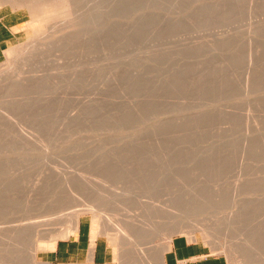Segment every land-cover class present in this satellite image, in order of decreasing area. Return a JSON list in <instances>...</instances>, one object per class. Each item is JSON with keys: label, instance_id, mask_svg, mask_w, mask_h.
I'll use <instances>...</instances> for the list:
<instances>
[{"label": "rangeland", "instance_id": "obj_1", "mask_svg": "<svg viewBox=\"0 0 264 264\" xmlns=\"http://www.w3.org/2000/svg\"><path fill=\"white\" fill-rule=\"evenodd\" d=\"M67 1L75 5L65 0L68 8L57 9L67 16L64 12L75 6L70 21L62 16L50 28L38 22L40 31L33 20L39 8L0 0V7L27 16L0 64V227L47 208L62 215L83 207L73 201L102 200V211H96L109 228L101 234L113 252L109 264H124L111 237L117 233L116 219L126 214L142 219L147 202L169 204L177 224L203 221L194 233L185 228L172 239L202 240L230 264H264V0ZM47 8L57 13L55 6L42 7ZM53 24L62 29H56L60 43L32 52L41 37L37 32L48 33L43 42L58 39L50 38ZM154 29L159 33L151 37ZM22 50L28 67L20 63ZM52 65L65 74L56 95L35 77ZM129 65L139 70L133 83L126 73ZM43 96L46 102L40 101ZM34 183L45 190L37 187L39 193L31 192L35 198L28 193ZM28 207L34 208L31 214ZM82 217L93 226V212ZM161 232L152 245L166 240V230ZM11 242L0 237V264L17 261ZM45 252H39L42 263H48ZM22 263L29 264L26 257Z\"/></svg>", "mask_w": 264, "mask_h": 264}, {"label": "bare ground", "instance_id": "obj_2", "mask_svg": "<svg viewBox=\"0 0 264 264\" xmlns=\"http://www.w3.org/2000/svg\"><path fill=\"white\" fill-rule=\"evenodd\" d=\"M7 1H12V2H15V1H19V2H21L22 4H25L27 7L29 6V5H35L36 6V8L38 9L39 8V11H40V13H42V15H40V13H39V11H37L38 13H39V15L37 14V12H35L37 9L36 8H34L35 10H33L32 8V11L31 12H35L36 13V16L38 17H36L35 16V13H34V15H33V20L35 19V24L36 23H42V22H44V23H46L47 24V28H50V26L52 25V23L53 22H57L59 19H61V18H64L65 17V21H66V18H68V16L69 17H71V16H73V14H74V12H76V11H74V9H75V6H74V8L73 9H71V13L69 14V9H68V13H67V10L64 12L67 16H64L61 12H60V14L58 13V9H57V7L58 8H60V10H61V5H63V7H66V6H64V3H65V0H7ZM104 1V0H103ZM109 1V0H108ZM114 1H117V0H114ZM3 2V1H2ZM64 2V3H63ZM66 2H69V4H71L72 6H73V4H74V2L73 1H67L66 0ZM110 2H111V0H110ZM63 3V4H62ZM102 3V2H101ZM104 3V2H103ZM68 4V5H69ZM111 4H112V2H111ZM113 4H115V2L113 3ZM112 4V5H113ZM51 6V8L52 7H56V9L54 10V11H56L57 13H53V12H50L51 14H49L48 12H49V10H48V8H47V12H45V10H46V8H45V10H43L42 9V7H48V6ZM71 5H69L70 7H71ZM75 5V4H74ZM78 5V4H77ZM100 5V4H99ZM79 6V5H78ZM101 6V5H100ZM105 6V5H104ZM30 8V7H29ZM68 8V6L66 7V9ZM72 8V7H71ZM40 9H42V10H40ZM64 10H65V8H64ZM76 10H77V8H76ZM100 10H101V7H100ZM52 11H53V9H52ZM73 11V12H72ZM102 12H103V10H101ZM99 12V11H98ZM53 13V14H52ZM55 14V15H54ZM77 14H78V12H77ZM103 15V14H102ZM101 15V16H102ZM34 16H35V18H34ZM62 16H64V17H62ZM99 16H100V14H99ZM84 17V16H83ZM81 18H82V16H81ZM85 18V17H84ZM87 18V17H86ZM85 18V19H86ZM99 18V17H98ZM68 20H69V18H68ZM67 20V21H68ZM75 20H76V16H75ZM78 20V19H77ZM83 19H81V21H82ZM60 21V20H59ZM58 21V22H59ZM65 21H63V22H65ZM70 21V20H69ZM73 22H74V20H72ZM86 21H87V19H86ZM85 21V22H86ZM62 22V21H61ZM60 22V23H61ZM77 22V21H76ZM33 23V22H32ZM39 23H38V27L39 28H37L38 30H40V28H41V30H42V24H44V23H42L41 25H39ZM70 23V22H69ZM75 23V22H74ZM45 24V25H46ZM49 24H51V25H49ZM59 24V23H58ZM58 24H56V25H58ZM71 24V23H70ZM77 24H78V22H77ZM54 26H53V29H55L53 32H50L49 31V33H51L52 34V36L50 37L51 39L54 37V36H56V37H58V39H56V40H53L52 39V41H50V42H48V41H45V42H43L44 40V38H46L47 36H49V35H47L48 33H46V36L42 33V32H44L45 33V31H42V32H39V34H38V32H37V36H41L40 37V39L36 42L35 41V44L34 45H32V49L34 50V51H32V52H35L36 51V53H39L40 54V52H42L43 50H44V47H45V50L47 49H53L54 47H56V44H59L60 42V36H57V35H59L58 33V31H56V29H57V27L58 26H55V24H53ZM61 25H63V24H61ZM65 25V24H64ZM68 25V24H67ZM82 25H83V22H82ZM36 26V25H35ZM60 26V25H59ZM66 26V25H65ZM65 26H63V28H65ZM68 26H70V27H72V25H68ZM73 26H75V25H73ZM44 27V26H43ZM76 27H78V26H76ZM73 28V27H72ZM71 28V29H72ZM112 28V27H111ZM52 29V28H51ZM52 29V30H53ZM60 29V31L62 30L61 29V27L60 28H58L57 30H59ZM66 29V28H65ZM64 29V30H65ZM40 30V31H41ZM44 30V29H43ZM112 30H113V28H112ZM155 30L156 29H154V31H150L149 33H150V36L151 37H153V35H152V33L154 32L155 34H154V37H156L157 36V34L159 33L158 32V30H156L157 31V33L155 32ZM71 31V30H70ZM69 31V33H71V32H73V31H71L70 32ZM77 31V28L75 29V32ZM66 32V31H65ZM65 32H64V34H65ZM74 32V33H75ZM77 32H79V30L77 31ZM81 33L82 32H84L83 30H81L80 31ZM67 33H68V31H67ZM67 33H66V35H67ZM131 33V32H130ZM149 33L147 34V35H149ZM57 34V35H56ZM61 34V33H60ZM76 34V33H75ZM114 34H115V32H114ZM44 37H43V36ZM73 35V34H72ZM78 35V34H77ZM149 36V37H150ZM55 37V38H56ZM62 37H64V36H62ZM66 37V36H65ZM75 37H77V36H75ZM72 39V36H70L68 39ZM63 39H66V38H63ZM63 39H62V42H63ZM73 39H74V36H73ZM43 40V41H42ZM75 40V39H74ZM43 42V43H42ZM46 42H48V43H46ZM71 42V41H70ZM34 43V42H33ZM67 43L70 45V43L67 41ZM66 43V44H67ZM72 44H74V42L72 43ZM29 45H31V44H29ZM28 45V46H29ZM68 45V46H69ZM27 47V46H26ZM46 47H48V48H46ZM28 49H29V47H28ZM30 50V49H29ZM44 50V51H45ZM19 51V50H18ZM31 51V50H30ZM49 51V50H48ZM31 52V53H32ZM47 52V51H46ZM35 53V54H36ZM13 54V53H12ZM20 54H21V52H20ZM22 54H23V57L22 58H20V56H15V57H18V58H20L21 60H20V63L22 62V64H23V67L25 66H27V64H28V59H29V57H28V59H27V57H26V54H24L23 53V50H22ZM21 54V55H22ZM17 55V54H16ZM19 55V54H18ZM27 55H28V53H27ZM42 55V54H41ZM33 56V55H32ZM14 57V58H15ZM40 57V56H39ZM11 59H13L12 57H10ZM32 58V57H31ZM41 58V57H40ZM10 59V60H11ZM17 59V58H16ZM15 59V60H16ZM32 59H34V57L32 58ZM14 60V59H13ZM14 60V61H15ZM27 60V61H26ZM12 61V60H11ZM13 62V61H12ZM27 62V63H26ZM16 63V62H15ZM14 63V64H15ZM8 64H9V62H8ZM13 64V65H14ZM129 64H131V62L129 63ZM135 65L137 64V61H135V63H134ZM251 64V63H250ZM18 65H20L21 66V64H18ZM55 66V67H54ZM22 67V68H23ZM28 67V66H27ZM129 67H131V65H129L128 66V71L126 72L127 74H128V77L130 76L129 75V71H130V73H131V76H130V79H131V81H132V83H133V80H136L137 78L136 77H138V76H136L135 74L137 73L138 74V72L137 71H139L138 70V67H133L134 69H132V68H129ZM10 68H11V66H10ZM59 67L58 66H56V65H52V68L50 67V68H48V70H47V73H45V74H43L42 76L40 75L39 77H38V75H36L35 77H37L36 78V80H37V82H38V84L40 85V87H45V86H48L50 89L52 88V90H49L50 92L48 93L49 95H56L57 94V89H59V87H60V85H61V83H62V80H61V78H62V75H65V74H63V72H61L59 69H58ZM25 69V68H24ZM131 69H132V71H131ZM10 70V69H9ZM4 71V70H3ZM8 71V70H7ZM11 71V70H10ZM13 71V70H12ZM21 71H23V70H21ZM9 72V71H8ZM10 73V72H9ZM15 73H17L16 71H15ZM19 73V72H18ZM43 73V72H42ZM41 74V73H40ZM126 74V75H127ZM18 75V74H17ZM23 75H24V73H23ZM22 75V76H23ZM13 76V75H12ZM19 77H17V79L18 78H20L21 76H20V74L18 75ZM24 77V76H23ZM14 78V77H13ZM30 78V77H29ZM9 79V78H8ZM15 79V78H14ZM21 79H23V78H21ZM25 79V78H24ZM27 79H28V77H27ZM33 79V77L31 78V80ZM127 79H129V78H127ZM10 80V79H9ZM11 81H13V79L11 80ZM28 81V80H27ZM35 81V80H34ZM10 82V81H9ZM14 82V81H13ZM17 82V83H16ZM25 82H26V80H25ZM15 83L16 84H14V85H22V81H15ZM29 83H30V80H29ZM32 83V82H31ZM135 83V82H134ZM11 84V88H13V83H10ZM32 85V84H31ZM35 85H36V83H35ZM110 86V85H109ZM133 86V85H132ZM2 87V86H1ZM16 87V86H15ZM22 87V86H21ZM110 87H113V86H110ZM127 87V86H126ZM21 89V88H20ZM38 89V88H37ZM127 89V88H126ZM134 89V88H133ZM4 90V89H3ZM106 90V89H105ZM107 90H109V89H107ZM132 90V89H131ZM131 90H130V92H131ZM17 91L18 92V90L15 88L14 90H13V93H15V92ZM112 91V90H111ZM110 90H109V92H111ZM11 94H12V91H11ZM18 94V93H17ZM22 94H25V93H22ZM19 95V94H18ZM21 95V94H20ZM48 95V96H49ZM5 96V95H4ZM15 96H16V94H15ZM48 96H43V98H41V102L42 101H47L48 100ZM14 97V96H13ZM52 97V96H51ZM16 97H14V99H15ZM10 98H8V100H6L5 99V102H7V101H9V103L7 102V104L6 105H10V103H11V101L12 100H9ZM149 100H151V99H149ZM152 100H154V98L152 99ZM155 100H157V99H155ZM158 101V100H157ZM13 103H14V100H13ZM119 103V102H118ZM4 104V103H3ZM12 104V103H11ZM121 104V103H120ZM25 107V106H24ZM1 110V109H0ZM159 117H160V115H159ZM161 120H162V118H160ZM165 119V118H164ZM7 120V119H6ZM151 121H152V119H150ZM161 120H158L157 119V122H160ZM167 120V119H166ZM9 123H11V118L9 119V120H7ZM149 121V120H148ZM6 122V121H5ZM8 123V124H9ZM154 123V122H153ZM165 123V122H164ZM178 123V122H177ZM151 124V123H150ZM153 125V124H152ZM155 125V124H154ZM18 135V134H17ZM20 135V134H19ZM52 136V135H51ZM23 136L21 135V138H22ZM19 138V137H18ZM20 138V139H21ZM47 149H50V148H46V150ZM48 151V150H47ZM28 153V152H27ZM19 165V167H20V164H18ZM18 165L16 166L17 167V169L19 168L18 167ZM25 168V167H24ZM57 170V169H56ZM53 171V170H52ZM58 171V170H57ZM42 172V171H41ZM56 173V172H55ZM65 173V172H64ZM52 174H54V173H52ZM19 175V174H18ZM42 175V174H41ZM56 175V174H55ZM68 175V174H67ZM73 175V174H72ZM58 176H56L55 177V179L57 178ZM73 177H74V175L73 176H71V178L73 179ZM62 179H64V181H65V179H67V176L66 177H64L63 178V176L61 177ZM60 178V179H61ZM68 178H69V180L71 181V178H70V175L68 176ZM20 179V178H19ZM36 179V178H35ZM37 179H39L38 177H37ZM74 179H75V177H74ZM73 179V180H74ZM72 180V181H73ZM37 181H40L41 182V180L39 179V180H37ZM36 181V182H37ZM68 181V179L66 180V182ZM71 181V182H72ZM60 182H61V184H62V181L60 180ZM69 182V181H68ZM30 183H31V181H30ZM39 183V182H38ZM38 183H34V185L32 186V185H30L32 188H31V190L29 189V191L30 192H28V193H30L29 194V196L32 194L33 196H34V198H35V195L33 194L34 193V191H36V192H38V191H40V190H43V189H41V187H39V185H37ZM32 184H33V181H32ZM60 184V185H61ZM72 184H73V182H72ZM71 184V185H72ZM74 185V184H73ZM63 186V185H62ZM40 189V190H38V188ZM65 187H67V186H65ZM75 187L76 186H74V188H73V186H71L70 188H73V190L75 189ZM44 188V187H43ZM68 188H69V184H68ZM70 188H69V190H70ZM44 189H46V188H44ZM62 190H64V187H63V189ZM66 190H68L67 188H65V191ZM76 190V189H75ZM74 190V191H75ZM43 191H45V190H43ZM73 191V192H74ZM77 191V190H76ZM31 192H33V193H31ZM60 192V194L61 193H64V192H61V191H59ZM58 192V193H59ZM72 192V193H73ZM39 193V192H38ZM76 193V192H75ZM64 194H67V193H64ZM31 195V196H32ZM70 195H71V193H70ZM104 195H106L105 193H104ZM103 195V199H104V196ZM28 196V197H29ZM76 196V195H75ZM4 197V196H3ZM6 197V196H5ZM27 197V198H28ZM68 197H71V196H69L68 195ZM74 197V196H73ZM0 198H2V197H0ZM67 198V197H66ZM72 198V197H71ZM75 198V197H74ZM107 197H105V199H106ZM168 198V197H167ZM175 198H177V197H175ZM32 199H33V197H32ZM171 199V198H170ZM173 199V198H172ZM179 199H180V197H179ZM3 201H4V199H2ZM75 200V199H74ZM77 200V199H76ZM160 200V199H159ZM107 201V199L105 200V202ZM165 201V200H164ZM1 202V201H0ZM28 202V201H27ZM74 202V207H81V206H83L82 208H77V209H75L74 208V210H72L70 213H68V214H62V215H57L56 214V212H54L53 210H48V208H47V211H44L45 213H43V214H41V215H31V216H24V218H21L20 220H15V221H12L11 222V224L9 225V226H4V227H0V237H5V238H8L9 240H11L12 242H11V244L13 245V248H14V250H16V252H15V254H16V257H17V261L15 262V264H23L22 263V258H27V261L29 262V264H49V263H42V262H40L39 260H38V257H39V252H41V251H51V250H53L54 248H55V246H56V244H57V242L59 241V240H61V239H65V238H68L69 236H72L73 234H75V232L77 231V229H78V225H79V221H80V216L83 214V213H85V212H87V211H91V212H93L94 214H95V217H94V222H93V226H92V238H93V240H95L98 236H100L103 232H105V233H107L108 231H109V228H106L105 227V224H104V222L101 220L102 218H101V213L100 212H97V211H100L101 210V208L99 207L100 205H101V207H102V204H101V202H102V200H101V202H99L98 200H97V202H95V201H93V202H91L90 204H88V205H86V204H82V202L81 203H79V201H73ZM75 202H76V204H75ZM108 202V201H107ZM106 202V203H107ZM154 202V201H153ZM162 202V201H161ZM166 202V201H165ZM168 202V201H167ZM169 202H170V200H169ZM236 202V201H235ZM234 202V203H235ZM65 203V202H64ZM98 203V204H97ZM148 204H151L150 202H147ZM146 203V204H147ZM171 203V202H170ZM148 204H147V210H146V212H145V216H143L142 217V219H138V218H134V217H132V216H130L129 214H126L125 215V218H122V219H116V221H115V227H116V230H117V233L116 234H111V237H112V241L114 242H116L117 243V245H116V243H115V245H116V248H117V246H118V248H119V252H120V255L122 256V258L124 259V261H125V263L124 264H165V254H166V252L169 250V248H170V245H171V242H172V237H173V235L175 234V233H177V232H185V228H190L191 229V232L192 233H194L196 230H197V228H198V225L196 224V223H198V221L197 220H195L194 219V217H193V221L195 220V222H191L192 221V218H191V221L189 222V224L187 225V223H188V221H186V219H185V221H186V224L184 223V222H182V223H184V224H182V223H176V219L174 218V217H172V215H173V213L170 211V210H168V208H167V206H169V204H167V206L165 205L166 203H164V206H166V208H163V207H160V206H162V205H160V206H155L154 204V206H148ZM172 204H173V202H172ZM174 204H176V201H175V203ZM173 204V205H174ZM208 204H209V202H208ZM207 204V205H208ZM238 204H240V203H238ZM28 205H29V203H28ZM31 205V204H30ZM29 205V206H30ZM63 205V204H62ZM178 205V204H177ZM176 205V206H177ZM194 205H197V203L195 204L194 203ZM202 205V206H201ZM200 205V207H203V205L204 204H201ZM206 205V206H207ZM212 205V204H211ZM1 206V205H0ZM70 206V205H69ZM72 206V205H71ZM210 206V205H209ZM50 207V206H49ZM104 207V206H103ZM211 207V206H210ZM237 207V206H236ZM1 208V207H0ZM10 209H11V207H9ZM14 208V207H13ZM96 208H97V211H96ZM98 208H100V210L98 209ZM181 208V207H180ZM207 208H209L208 206H207ZM206 208V209H207ZM5 209V208H4ZM28 209H30L29 207L27 208V210ZM34 210V208L32 207L30 210H25V211H27L26 213H28V214H31L32 212H33V210ZM72 209V208H71ZM0 210H3L2 208L0 209ZM8 210V209H7ZM192 210H194V208H192ZM199 209L197 208V211H198ZM5 211V210H4ZM102 211V210H101ZM187 211V210H186ZM190 212H191V210H189ZM200 211V210H199ZM198 211V212H199ZM234 211V210H233ZM6 212V211H5ZM185 212V211H184ZM184 212H183V214L181 213L180 214V216L184 219L185 218V216H183L184 215ZM236 212H238V210L236 211ZM8 213V212H7ZM100 213V214H99ZM189 213V212H188ZM188 213L186 212V215H188ZM192 213V212H191ZM193 213H197L196 212V210H194V212ZM240 213V212H239ZM2 214V213H1ZM200 214V213H199ZM202 214V213H201ZM236 214V213H235ZM238 214V213H237ZM194 215H196L197 216V214H194ZM234 215V214H233ZM42 216H44V218H40V217H42ZM39 217V218H38ZM189 217H190V215H189ZM188 217V218H189ZM191 217H192V215H191ZM195 218H197V217H195ZM197 219H200V218H197ZM241 219V218H240ZM188 220V219H187ZM230 220H233V218H230ZM181 221V220H180ZM202 221V219L199 221V222H201ZM229 222H231V221H229ZM241 222V221H240ZM202 223H203V221H202ZM232 223V222H231ZM233 223H234V221H233ZM235 223H236V221H235ZM164 224H166L167 225V228H165L163 225ZM234 225V224H233ZM201 226H202V224H201ZM203 226L205 227L206 225H204L203 224ZM202 226V227H203ZM164 227V228H163ZM238 227V226H237ZM162 228V229H161ZM207 228V227H206ZM206 228H205V231H204V229H203V231L206 233ZM163 229H165L166 230V232H167V238H166V240L160 245V246H157V245H152L151 243H152V241L156 238V236L157 235H159L160 234V232L161 231H163ZM207 230L208 231H210V229H208L207 228ZM188 232V231H187ZM120 233V234H119ZM162 233V232H161ZM215 233V232H214ZM209 235H210V233H209ZM214 234H212V235H210L209 237L211 238L212 236H213ZM216 235V234H215ZM218 235V234H217ZM216 235V236H217ZM218 237V236H217ZM216 237V241H217V239H219V237L217 238ZM214 238V236L212 237V239ZM145 239H150L151 241H149V242H146V243H143L144 241H145ZM212 243H214V242H212ZM217 243V242H216ZM28 244V245H27ZM148 244V246H145V245H147ZM230 244V243H229ZM218 246V248L219 247H222L223 245H221V244H219V243H217L216 244V247ZM230 246V245H229ZM232 246V245H231ZM230 246V247H231ZM224 248H227L226 246H223ZM118 248H117V251H118ZM233 248V247H232ZM223 249V248H222ZM6 250V252L9 250L8 248H6L5 249ZM225 250V249H224ZM228 251V250H227ZM3 255V254H2ZM4 256V255H3ZM1 258V257H0ZM2 258H4V257H2Z\"/></svg>", "mask_w": 264, "mask_h": 264}, {"label": "crops", "instance_id": "obj_3", "mask_svg": "<svg viewBox=\"0 0 264 264\" xmlns=\"http://www.w3.org/2000/svg\"><path fill=\"white\" fill-rule=\"evenodd\" d=\"M27 21L22 10L0 7V64L7 51L17 42ZM50 264H109L113 252L103 236L92 238V221L82 217L78 229L72 236L61 239L55 248L44 254ZM165 264H230L228 258L213 252L202 240H191L184 235L172 239L165 254Z\"/></svg>", "mask_w": 264, "mask_h": 264}]
</instances>
